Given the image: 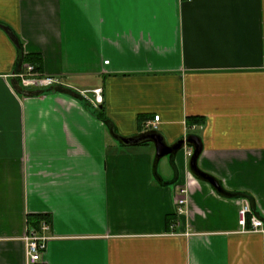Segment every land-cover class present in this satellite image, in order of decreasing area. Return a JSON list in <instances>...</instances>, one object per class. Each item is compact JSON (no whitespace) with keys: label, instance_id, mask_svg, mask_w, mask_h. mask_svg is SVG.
<instances>
[{"label":"crops","instance_id":"1","mask_svg":"<svg viewBox=\"0 0 264 264\" xmlns=\"http://www.w3.org/2000/svg\"><path fill=\"white\" fill-rule=\"evenodd\" d=\"M0 25L67 90L20 94L30 62L0 27V264H27L30 229L39 264H264L245 198L194 178L189 147L159 182L154 144L120 145L90 102L122 136L155 116L169 144L199 136V168L264 222V0H0Z\"/></svg>","mask_w":264,"mask_h":264},{"label":"built area","instance_id":"2","mask_svg":"<svg viewBox=\"0 0 264 264\" xmlns=\"http://www.w3.org/2000/svg\"><path fill=\"white\" fill-rule=\"evenodd\" d=\"M106 64L109 61L105 62ZM27 72H20L16 75L20 79V82L23 87H35L39 89L43 88H50L53 86H63L62 81L59 78L54 77H44L40 76L34 69L32 65H26ZM92 96H90V102L95 107H99L103 104V90L102 89H95L92 92ZM160 120V116H155L153 120H150L146 123L147 130H157L158 122ZM192 152H189V156H191ZM180 195L176 200L177 204V214L181 215L185 211V205L187 204V200L185 198L186 190L182 189L180 191ZM241 219L240 224L245 231L249 230L250 232H256L264 234V222L259 217H257L254 212L252 211L251 204L249 199L243 200V206L240 211ZM247 224H250V229L247 228ZM175 225H172L171 228L173 229ZM48 227L46 224L42 226V230H47ZM49 237L45 236L44 234L39 233L35 229H30L28 234L25 236L24 241L26 245V261L27 264H39L42 260L43 254L47 248V241Z\"/></svg>","mask_w":264,"mask_h":264},{"label":"water","instance_id":"3","mask_svg":"<svg viewBox=\"0 0 264 264\" xmlns=\"http://www.w3.org/2000/svg\"><path fill=\"white\" fill-rule=\"evenodd\" d=\"M0 27L4 28L9 34L10 38L17 46H19V41L14 33L9 28H6L2 25H0ZM109 133L116 142L124 147H136L146 143H153L156 149L153 172L159 182H162V177L159 175L157 168L161 159L169 156L175 157L180 150L185 147H189L192 150L188 164L190 174L194 178L210 184L219 195L225 198L233 199L237 195L236 193L226 190L217 178L202 171L199 168L198 160L202 153L203 144L201 138L197 135H189L186 138H181L176 142L169 144L163 133L158 130H148L134 136H122L117 133L115 127L112 126L109 129Z\"/></svg>","mask_w":264,"mask_h":264},{"label":"trees","instance_id":"4","mask_svg":"<svg viewBox=\"0 0 264 264\" xmlns=\"http://www.w3.org/2000/svg\"><path fill=\"white\" fill-rule=\"evenodd\" d=\"M19 51H20L19 55L21 58V59H19V67H21L26 62H30V65L34 66L35 71L37 73H40V65H39L38 59L37 58H31V56H29V55H23L21 44L19 46ZM20 72H21V70H20ZM21 85H22L21 82H19V83L16 82L15 88L20 92V94L25 95V96L39 95V94H42L45 92L67 91L66 89H64L63 87H60V86H53L50 88H43V89L34 90V89L22 87ZM96 112H97V117H99L101 120H103L109 129L112 126H114L113 123L106 116L104 103L98 107V110ZM188 121H189V126H191L192 124L204 123V119L201 117H191V118H189ZM236 194L237 195L235 198H245V199L250 198L247 194H244V193H236ZM39 220H40V218H37L36 222Z\"/></svg>","mask_w":264,"mask_h":264},{"label":"rangeland","instance_id":"5","mask_svg":"<svg viewBox=\"0 0 264 264\" xmlns=\"http://www.w3.org/2000/svg\"><path fill=\"white\" fill-rule=\"evenodd\" d=\"M62 81V80H61ZM19 83V82H18ZM22 86V85H21ZM23 87V86H22ZM92 95V93H90Z\"/></svg>","mask_w":264,"mask_h":264}]
</instances>
